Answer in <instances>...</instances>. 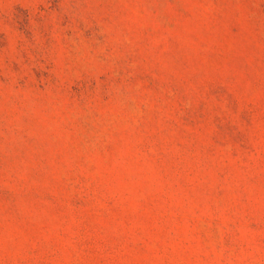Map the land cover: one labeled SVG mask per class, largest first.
<instances>
[{
    "label": "rangeland",
    "instance_id": "374dc122",
    "mask_svg": "<svg viewBox=\"0 0 264 264\" xmlns=\"http://www.w3.org/2000/svg\"><path fill=\"white\" fill-rule=\"evenodd\" d=\"M0 264H264V0H0Z\"/></svg>",
    "mask_w": 264,
    "mask_h": 264
}]
</instances>
